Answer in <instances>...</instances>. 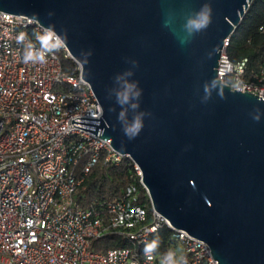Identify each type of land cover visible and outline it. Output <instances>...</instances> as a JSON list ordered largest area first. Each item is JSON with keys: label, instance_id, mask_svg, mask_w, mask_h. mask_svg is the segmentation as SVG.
I'll list each match as a JSON object with an SVG mask.
<instances>
[{"label": "water", "instance_id": "95a60500", "mask_svg": "<svg viewBox=\"0 0 264 264\" xmlns=\"http://www.w3.org/2000/svg\"><path fill=\"white\" fill-rule=\"evenodd\" d=\"M250 2L0 0L2 12L67 32L65 46L102 108L99 118L76 117L72 125L110 139L117 152L129 155L155 211L208 244L217 264H264V102L231 90L216 69L224 39ZM205 3L213 9L211 25L181 43L187 16ZM126 71L141 90L137 111L146 113L132 140L110 95L115 77ZM214 77L225 98L213 91L203 102V85ZM256 109L259 121L253 119Z\"/></svg>", "mask_w": 264, "mask_h": 264}, {"label": "built area", "instance_id": "2783aa9c", "mask_svg": "<svg viewBox=\"0 0 264 264\" xmlns=\"http://www.w3.org/2000/svg\"><path fill=\"white\" fill-rule=\"evenodd\" d=\"M40 31L37 21L0 11V264H160L168 251L187 264H217L208 244L173 228L151 202L150 209L141 203L139 186L148 193L129 155L72 125L76 117L99 118L102 108L67 47L46 64L22 62L18 35L34 39ZM230 37L220 50L219 81L264 97V66L248 71L247 59L233 63ZM66 59L76 63L75 73L65 69ZM125 162L137 182L114 199H93L85 207L76 201L95 166ZM105 236L126 246L97 248ZM156 238L160 247L149 259L143 249Z\"/></svg>", "mask_w": 264, "mask_h": 264}, {"label": "clouds", "instance_id": "9594fccd", "mask_svg": "<svg viewBox=\"0 0 264 264\" xmlns=\"http://www.w3.org/2000/svg\"><path fill=\"white\" fill-rule=\"evenodd\" d=\"M49 17L53 13H48ZM213 9L210 3H205L202 7L186 18L183 24L184 36L178 37L181 43L188 42L194 35L205 31L212 23ZM169 21H166V26ZM41 31L34 33V39H29L26 32H21L17 37V43L24 46L22 53V62L24 64L43 65L48 62V58L61 50L67 43V32H57L54 24L44 26L40 23ZM216 53L214 48L212 52L208 53V58L211 59L213 54ZM83 63H87V57L91 55L90 52L83 53ZM132 75L131 71H126L115 77L116 87L111 90V94L115 95L116 104L120 106L121 110L118 113L117 120L121 124L124 135L129 139H135L144 127V117L146 113L137 111L139 109V97L141 90L138 88L136 82H130L127 77ZM213 91L224 99V86L217 80L216 77L203 85L204 96L203 102H207ZM264 102V97L261 98ZM115 111V108L110 109ZM133 112L131 119L129 118V111ZM261 118L260 110L256 109L253 119L259 121ZM160 241L158 238L153 239L151 242L145 244L143 252L145 257L151 259L158 253ZM160 264H187V259L184 256H178L174 251L163 253L160 258Z\"/></svg>", "mask_w": 264, "mask_h": 264}, {"label": "trees", "instance_id": "16d2710c", "mask_svg": "<svg viewBox=\"0 0 264 264\" xmlns=\"http://www.w3.org/2000/svg\"><path fill=\"white\" fill-rule=\"evenodd\" d=\"M262 28V29H260ZM227 54L233 63L247 59L248 71H256L264 66V0H251L250 5L236 30L231 34ZM65 69L75 73L76 63L72 59L63 61ZM137 182V176L125 162L119 166H95L87 175L76 195V201L83 207L93 199H114L130 182ZM141 203L150 209V201L145 190L139 186ZM167 230H164V233ZM114 236H105L95 246L109 248L126 246Z\"/></svg>", "mask_w": 264, "mask_h": 264}]
</instances>
